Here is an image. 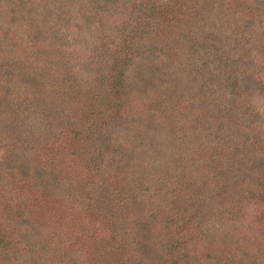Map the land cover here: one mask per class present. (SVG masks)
Listing matches in <instances>:
<instances>
[{"label": "rangeland", "instance_id": "374dc122", "mask_svg": "<svg viewBox=\"0 0 264 264\" xmlns=\"http://www.w3.org/2000/svg\"><path fill=\"white\" fill-rule=\"evenodd\" d=\"M165 1L0 0V264H104L134 217V264H264V0H168L154 23ZM115 41L114 60L139 56L121 55L105 100L97 65ZM193 176L205 204L175 219L181 199L161 191L198 193Z\"/></svg>", "mask_w": 264, "mask_h": 264}, {"label": "trees", "instance_id": "16d2710c", "mask_svg": "<svg viewBox=\"0 0 264 264\" xmlns=\"http://www.w3.org/2000/svg\"><path fill=\"white\" fill-rule=\"evenodd\" d=\"M180 1L181 0H175V6H177V7H179L180 6ZM189 1H191L192 3H194V5L195 6H197L196 4H197V2H194V1H192V0H189ZM182 2V1H181ZM162 3H165V5H166V7H167V3H169L168 2V0L167 1H165V2H160V3H155V2H153L151 5V7H150V9H149V13H148V15H147V17H149L150 16V13H151V15H153L152 17H149V18H153L154 19V23H156V21H162V20H164V19H166L167 17H165L166 15L164 14V13H162V11H159V6L162 4ZM173 4H174V1H173ZM156 10L157 12H156V15L155 14H153L152 13V11L151 10ZM179 12V11H178ZM169 14H167V16H168ZM179 17H180V19H181V22L182 21H184V19H186L188 16L187 15H184V14H182V13H180L179 12ZM198 17V16H197ZM193 19H195V18H193ZM169 21H171V20H168L167 19V22H169ZM195 21H197V20H195ZM179 25H180V22H178V27H179ZM181 30L183 29V27H179ZM192 29V28H191ZM190 29V30H191ZM218 33H221V32H218ZM188 34H190V33H188ZM214 35H217L218 36V34L217 33H213ZM211 35V34H210ZM231 35L232 36H234L235 34H234V32H232L231 33ZM130 38V40H132L133 39V37H129ZM99 40H101V39H99ZM117 45H119V43L117 42V41H115V43H110L109 45H107L106 46V48L105 47H103L102 49H101V51L102 52H106V51H108L105 55H103V56H105V57H108L109 58V60H101L100 62H98V65H97V67H99V69L98 70H101L102 72H104V79H105V83H103V87H102V93H103V95H105V100H108V99H110L111 98V95H113L114 97H115V95H117L118 94V89L116 88V85H118V83L116 82V75L118 74V70L116 69V68H118V67H121V66H119L118 64H119V62H118V60L120 59V57H121V55H122V58L120 59L121 60V62H127V61H129V60H131V59H133V58H135L136 56H139V52L138 51H136L137 49H140L139 47H137V48H132V47H130V46H128V45H123V46H121L120 48H119V53H118V55L116 56V57H118V58H116V60H114L113 59V55L115 54V53H113L116 49H117ZM42 45H36L35 47H34V49H36L35 51H33V52H42V47H41ZM10 51V53H11V50H9ZM15 53V52H14ZM103 53V54H104ZM102 55L101 54V52L100 53H98V51L96 52V54H95V52H94V54H93V56L96 58V55ZM34 57H36V55L34 56ZM224 72L225 71H222V73H220V74H216V76L215 77H219L220 76V79L224 82V80H223V76H224ZM76 89L78 90V89H81L80 88V86H77L76 87ZM71 91H73V89L71 90ZM70 91V92H71ZM99 92H101V91H99ZM52 91H50L49 92V98H52ZM77 95H78V93H77ZM66 96H67V94H66ZM231 101H233L234 100V96H231L230 98H229ZM68 100V99H67ZM67 103H69V100L67 101ZM67 108L69 109V110H71L70 109V106L69 105H67ZM219 112V111H218ZM225 112L223 111L222 112V114H224ZM221 116H223V115H221ZM108 117V116H107ZM219 117H220V114H219ZM93 120H95V119H93ZM197 120H200V118L199 119H197ZM236 124V123H235ZM89 126H91V124L89 125ZM216 126H217V123H216ZM180 133L183 135L184 134V132H185V128L182 126V125H180ZM226 130H227V128H226ZM88 132H90V129H88ZM225 134H227L225 131H224V135ZM223 135V133L221 134V136ZM217 135H214V137H216ZM86 139H88V138H86ZM210 140V139H209ZM226 141H229V140H226ZM230 142V141H229ZM209 142H205L204 144H202V145H197L196 147H191V148H189V150H188V153H191V155L192 154H197V155H201V157L200 158H202V153H203V155L206 153H208V151L210 150V149H212V146H211V144L209 143ZM192 145H193V143H191ZM237 146H239V144H237V142H236V145L234 144V145H231V147L230 148H228V149H230V150H234ZM43 147V146H42ZM238 148V147H237ZM192 157V156H191ZM195 158V157H194ZM213 158H214V154H210V155H207L204 159H202V162L204 161V160H206L207 159V161L208 160H210V161H213ZM207 163H205V165H206ZM192 179H193V181H191V184H190V186H191V188H194V190L195 191H201V188L202 187H204V184L201 182V181H197L195 178H194V176L192 177ZM205 181L206 182H208L209 181V179L207 178V179H205ZM206 182H204V183H206ZM169 183V182H168ZM176 183V182H175ZM210 183V182H209ZM208 183V184H209ZM207 184V183H206ZM207 184V185H208ZM174 185V184H173ZM209 186V185H208ZM178 188V186L177 187H173V186H170V190H168V193L166 192V191H161V194L163 195V198H165V199H167V200H169V201H172V202H175V199H181L180 200V205L182 206V209H177L176 211H175V219H177V218H184V216H185V212L188 210V208H189V206L187 205V204H191V205H194V207H191V208H194V210H192V215L190 216V218L191 217H193V218H195V216L196 215H199L200 214V210L203 208V205L205 204V201L206 200H204L205 199V196L208 194V192H209V189H210V187H208L207 189H206V191H203V189H202V191H203V194L201 195V192L199 193H192L193 195H191V193L189 192V193H185V194H183L184 192H186L189 188H187L186 186H184V187H180V189H177ZM205 190V189H204ZM180 193H182L181 195H179ZM204 193L206 194L205 196H204ZM104 194V193H103ZM156 193H154V191H152V193H151V195L149 196V198H148V202L146 203L147 204V207L149 208V210H150V214H149V216H147L148 218L151 216V218L152 217H155L156 219H155V223H158V225H159V228H158V232L160 233V234H162V235H166V229L167 228H169L171 225H169V227H166L165 228V230L163 231V226H162V223H161V219L160 218H157V216H156V213H157V211L158 212H160V210H159V207L161 206V203L160 204H158L159 203V198H158V195H157V198L155 199V200H152L153 199V196L155 195ZM92 197H94V196H90V198H92ZM107 196H105V198H106ZM69 198H71V197H69ZM118 198V197H117ZM113 199V198H112ZM111 200V198H106V199H104V201H103V199L102 200H100V204H102V205H104V204H106L108 201H110ZM92 203H94V201H91V204ZM155 203H157L158 205L157 206H155L154 204ZM79 206L80 207H90V206H85V205H89L90 204V202H86L85 201V203H84V201L83 202H79ZM159 206V207H158ZM91 208H93V206H91ZM98 211L100 212V213H102L103 211L102 210H99L98 209ZM107 213H109V211H107ZM214 213H215V211H214ZM104 214V213H103ZM106 214V213H105ZM215 215H217L218 216V213H216ZM214 215V216H215ZM115 217V216H114ZM113 217V218H114ZM133 219V218H132ZM130 220L129 218H128V221H124V219H121L120 220V223H119V231H120V233L118 232L117 234H119V236L117 237V236H115V237H117V239H115L111 244H112V249H109V252L107 253V255L106 256H104V264H123V263H125V264H134V258H133V253H134V250H136L137 248H135V247H132V244H134V243H136L135 241L136 240H134V232H133V229H132V227H133V220L135 219V217H134V219L133 220ZM132 226V227H131ZM175 230H177V229H174V230H172L171 232H170V235H174L175 234ZM175 236V235H174ZM174 236H172L173 238H174ZM123 237H125V239H123ZM170 237V236H169ZM127 240V241H126ZM167 240L168 241H170V240H172V239H169V238H167ZM177 243V242H176ZM125 248L127 249V251L125 252ZM135 248V249H134ZM133 249V250H132ZM124 250V251H123ZM123 251V252H122ZM124 254V255H123ZM163 254V253H162ZM162 254H160L159 253V259H161V262H162V264H175V261L174 260H176V259H174V254H170V255H166L165 253L162 255ZM195 254H196V252H195ZM141 255H142V258H143V252H140L139 253V256H140V259H141ZM57 256H51V259H55ZM59 257H62V256H59ZM57 259V258H56ZM98 260H99V258L97 257V255H94V256H92V257H90V259L88 260L91 264H95V263H97L98 262ZM200 260V259H199ZM58 262V261H57ZM100 262V261H99ZM140 263V262H139Z\"/></svg>", "mask_w": 264, "mask_h": 264}]
</instances>
